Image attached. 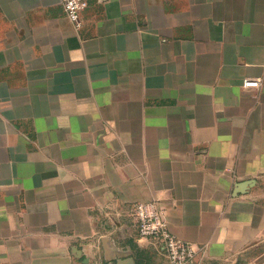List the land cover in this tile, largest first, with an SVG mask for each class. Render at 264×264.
<instances>
[{
	"label": "crops",
	"instance_id": "1",
	"mask_svg": "<svg viewBox=\"0 0 264 264\" xmlns=\"http://www.w3.org/2000/svg\"><path fill=\"white\" fill-rule=\"evenodd\" d=\"M81 18L0 0V264H169L131 219L148 202L196 264H260L264 0H89Z\"/></svg>",
	"mask_w": 264,
	"mask_h": 264
},
{
	"label": "built area",
	"instance_id": "2",
	"mask_svg": "<svg viewBox=\"0 0 264 264\" xmlns=\"http://www.w3.org/2000/svg\"><path fill=\"white\" fill-rule=\"evenodd\" d=\"M67 18L76 31L83 27L82 13L88 9L89 0H62ZM245 88H258L259 80H245ZM131 219L136 224L140 238L147 239L160 248L169 264H196L201 248L196 244L177 238L170 230L165 212L156 202L133 205Z\"/></svg>",
	"mask_w": 264,
	"mask_h": 264
},
{
	"label": "rangeland",
	"instance_id": "3",
	"mask_svg": "<svg viewBox=\"0 0 264 264\" xmlns=\"http://www.w3.org/2000/svg\"><path fill=\"white\" fill-rule=\"evenodd\" d=\"M259 263H260V264H262V263H263L262 259L259 261Z\"/></svg>",
	"mask_w": 264,
	"mask_h": 264
},
{
	"label": "water",
	"instance_id": "4",
	"mask_svg": "<svg viewBox=\"0 0 264 264\" xmlns=\"http://www.w3.org/2000/svg\"><path fill=\"white\" fill-rule=\"evenodd\" d=\"M262 261H264V257L262 258Z\"/></svg>",
	"mask_w": 264,
	"mask_h": 264
}]
</instances>
